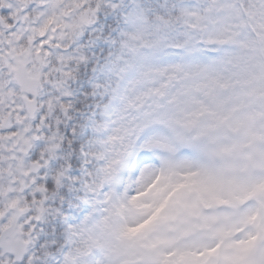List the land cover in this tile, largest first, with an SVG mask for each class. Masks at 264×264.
Returning <instances> with one entry per match:
<instances>
[{"label":"snow or ice","instance_id":"obj_1","mask_svg":"<svg viewBox=\"0 0 264 264\" xmlns=\"http://www.w3.org/2000/svg\"><path fill=\"white\" fill-rule=\"evenodd\" d=\"M0 264H264V0H0Z\"/></svg>","mask_w":264,"mask_h":264}]
</instances>
